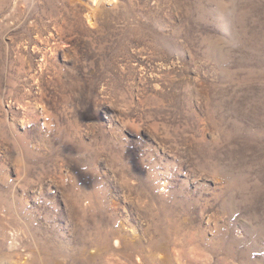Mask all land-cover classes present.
I'll use <instances>...</instances> for the list:
<instances>
[{
	"label": "rangeland",
	"instance_id": "rangeland-1",
	"mask_svg": "<svg viewBox=\"0 0 264 264\" xmlns=\"http://www.w3.org/2000/svg\"><path fill=\"white\" fill-rule=\"evenodd\" d=\"M0 185V264H264V0H0Z\"/></svg>",
	"mask_w": 264,
	"mask_h": 264
},
{
	"label": "bare ground",
	"instance_id": "bare-ground-1",
	"mask_svg": "<svg viewBox=\"0 0 264 264\" xmlns=\"http://www.w3.org/2000/svg\"><path fill=\"white\" fill-rule=\"evenodd\" d=\"M97 1H99V0H97ZM51 164V163H50ZM51 166V165H50ZM29 167V166H28ZM25 169V168H24ZM1 186V185H0ZM1 188V187H0ZM42 212V211H41ZM117 244H118V242H116Z\"/></svg>",
	"mask_w": 264,
	"mask_h": 264
}]
</instances>
